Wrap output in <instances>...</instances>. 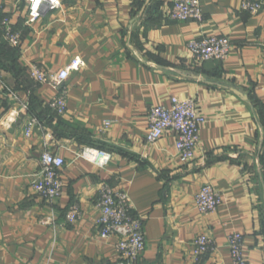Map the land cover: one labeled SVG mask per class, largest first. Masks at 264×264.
<instances>
[{
    "label": "crops",
    "instance_id": "obj_1",
    "mask_svg": "<svg viewBox=\"0 0 264 264\" xmlns=\"http://www.w3.org/2000/svg\"><path fill=\"white\" fill-rule=\"evenodd\" d=\"M59 1L29 25L25 2L0 0L22 32L14 53L0 35V264H119L117 238L102 240L97 226L103 184L125 191L144 219L141 264H236L233 233L244 236L247 264H264V0L258 14L240 0H202L203 22L170 20L173 0ZM210 35L233 49L198 65L188 44ZM74 59L83 65L65 83L59 116L49 107L59 91L28 69L58 74ZM173 97L197 101L207 120L191 162L177 155L173 131L146 140L150 109L170 108ZM32 119L40 124L27 137ZM85 149L112 159L98 167ZM46 150L65 160L55 202L32 187ZM208 184L223 203L202 214L196 196ZM75 204L82 216L70 224ZM200 236L214 248L198 257Z\"/></svg>",
    "mask_w": 264,
    "mask_h": 264
},
{
    "label": "built area",
    "instance_id": "obj_2",
    "mask_svg": "<svg viewBox=\"0 0 264 264\" xmlns=\"http://www.w3.org/2000/svg\"><path fill=\"white\" fill-rule=\"evenodd\" d=\"M28 5L27 23L37 22L43 11L53 10L60 6L59 0H21ZM242 11L258 14L263 8L262 0H240ZM4 14L0 7V16ZM168 17L172 21L185 22L194 20L203 22L204 14L202 0H173V6ZM4 28V39L13 47H19L22 32L12 25L10 17L5 15L0 19ZM233 49L230 38L221 35H210L195 39L188 44L192 58L196 64L210 61H225ZM83 65L80 59H74L58 74L46 72L38 64H31L28 73L30 78L38 85H49L59 92L49 102V107L61 116L67 108V89L65 83L73 71ZM207 123L206 118L200 113L197 101L194 99L172 98L170 108L157 105L148 113L147 143L155 144L167 131L175 132L177 136V155L184 161L191 162L196 158V151L200 142L201 129ZM40 123L32 119L26 128V136H31L33 130ZM106 122L105 126H109ZM264 158V146L261 150ZM83 156L98 167H105L112 159V155L102 151L85 149ZM65 160L55 152L44 151L41 154V170L32 181L36 193L49 202L61 198L64 190L62 169ZM223 203L222 194L211 184L204 186L196 196V207L202 214L217 212ZM98 208L100 217L97 226L100 237L107 241L117 238L115 253L119 264H141L142 256L146 250L144 219L136 214L132 201L125 191L114 189L109 184H103L99 192ZM82 216L81 207L73 205L67 212L66 219L70 224L77 222ZM195 255L200 257L208 254L214 248L213 241L206 236H200L194 241ZM231 257L236 264H247L245 256V239L241 233H233L229 237Z\"/></svg>",
    "mask_w": 264,
    "mask_h": 264
},
{
    "label": "trees",
    "instance_id": "obj_3",
    "mask_svg": "<svg viewBox=\"0 0 264 264\" xmlns=\"http://www.w3.org/2000/svg\"><path fill=\"white\" fill-rule=\"evenodd\" d=\"M6 14H3L2 16H0V19L2 18V17H4ZM0 35L2 36V38H3V44H2V48L4 49V51H6V52H10V53H14V50H16V49H18L19 47H13V46H11L10 44H9V42L8 41H6L5 39H4V28L1 26V23H0Z\"/></svg>",
    "mask_w": 264,
    "mask_h": 264
}]
</instances>
